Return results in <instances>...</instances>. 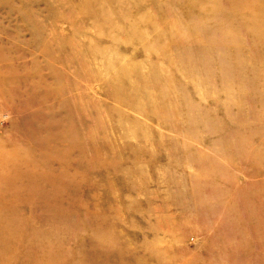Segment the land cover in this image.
I'll use <instances>...</instances> for the list:
<instances>
[{
    "label": "rangeland",
    "instance_id": "rangeland-1",
    "mask_svg": "<svg viewBox=\"0 0 264 264\" xmlns=\"http://www.w3.org/2000/svg\"><path fill=\"white\" fill-rule=\"evenodd\" d=\"M0 264H264V0H0Z\"/></svg>",
    "mask_w": 264,
    "mask_h": 264
}]
</instances>
